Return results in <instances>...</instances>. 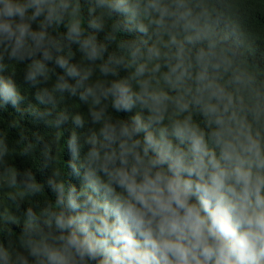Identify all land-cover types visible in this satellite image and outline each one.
Wrapping results in <instances>:
<instances>
[{"label": "trees", "instance_id": "trees-1", "mask_svg": "<svg viewBox=\"0 0 264 264\" xmlns=\"http://www.w3.org/2000/svg\"><path fill=\"white\" fill-rule=\"evenodd\" d=\"M12 2L25 14L0 17L14 33L0 31V264H96L67 238L125 130L184 152L174 129L198 130L217 160L234 149L264 175V0Z\"/></svg>", "mask_w": 264, "mask_h": 264}, {"label": "clouds", "instance_id": "clouds-1", "mask_svg": "<svg viewBox=\"0 0 264 264\" xmlns=\"http://www.w3.org/2000/svg\"><path fill=\"white\" fill-rule=\"evenodd\" d=\"M0 5V17L9 21L25 14L12 0ZM0 31L14 34L8 22H0ZM115 106L119 109L120 102ZM173 134L188 143L187 152L163 136L157 140L149 133L141 145L132 133H121L127 140L110 158L109 186L103 193L93 189L99 199L88 197L85 207L88 202L92 207L80 217L82 238L73 230L67 244L96 264H264V175H254L234 149L222 150L217 160L198 130L185 135L175 128ZM248 141L258 149L251 136ZM73 224L74 219L57 220L60 229ZM47 259L64 264L56 251Z\"/></svg>", "mask_w": 264, "mask_h": 264}]
</instances>
